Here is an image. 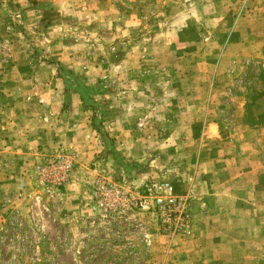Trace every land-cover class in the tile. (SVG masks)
<instances>
[{
    "label": "rangeland",
    "instance_id": "1",
    "mask_svg": "<svg viewBox=\"0 0 264 264\" xmlns=\"http://www.w3.org/2000/svg\"><path fill=\"white\" fill-rule=\"evenodd\" d=\"M262 12L264 0H0V107L19 130L70 114L88 127L78 146L98 149L38 146L22 172L9 148L0 264H264ZM56 153L73 167L46 176ZM154 183L183 198V225L142 202Z\"/></svg>",
    "mask_w": 264,
    "mask_h": 264
},
{
    "label": "crops",
    "instance_id": "2",
    "mask_svg": "<svg viewBox=\"0 0 264 264\" xmlns=\"http://www.w3.org/2000/svg\"><path fill=\"white\" fill-rule=\"evenodd\" d=\"M261 12V11H260ZM260 12L258 14L254 13L256 17H261ZM263 18H264V12ZM261 13V14H262ZM249 14L247 16H251ZM247 16L245 20H247ZM262 23V21H259ZM255 28L257 21H254ZM249 31L253 30V27L248 29ZM262 50V49H260ZM22 113V112H21ZM72 113H75L78 120H81L82 114L79 107H76ZM74 115V114H73ZM79 115V116H78ZM22 116V115H21ZM27 118H31V115H26ZM19 115L9 114L6 106L3 105L0 107V162L2 163L3 158H5V163L7 162V155L9 148L11 151L17 154L16 159H22V164L20 161L19 171L24 169H29L34 167L36 163H39L37 157V148L41 147H52V146H68L76 151H82V153H87V156H91L98 150L94 147V144L91 141L83 140L84 147H79L77 141L80 138H83L84 134L88 131V127L78 128L76 126L67 125L66 122L75 119L72 115H63L59 121V128L56 126H49L41 123L40 129L37 128L35 124L29 122L26 126L32 125L30 128H24L19 130L17 128L19 121ZM63 125V126H61ZM15 138V139H14ZM86 141V142H85ZM0 163V165H1ZM8 164V163H7ZM6 164V165H7ZM18 169V166L16 167ZM80 184L74 182H68L66 185V204L68 202L72 205V208H76L78 203L75 197H78V188ZM69 206V205H68Z\"/></svg>",
    "mask_w": 264,
    "mask_h": 264
},
{
    "label": "built area",
    "instance_id": "3",
    "mask_svg": "<svg viewBox=\"0 0 264 264\" xmlns=\"http://www.w3.org/2000/svg\"><path fill=\"white\" fill-rule=\"evenodd\" d=\"M52 161L49 162V172L46 176H49L52 173H59L63 176L68 175L69 171L72 169L73 160L72 157L66 156L64 154L56 153L53 156ZM149 190L155 191L157 194L151 195V196H145L143 197L142 202L145 205H153L158 207L159 209L163 208L164 210L168 211L169 209L177 211L179 214L178 218L176 219V223L183 225L181 222L184 219V211L186 204L183 200V198H178L174 195L168 194V193H162L163 191V185L160 183H154ZM108 196H115L116 193L108 192ZM109 205V203H106ZM169 208V209H168ZM167 216L169 214H166ZM169 217V216H168Z\"/></svg>",
    "mask_w": 264,
    "mask_h": 264
},
{
    "label": "trees",
    "instance_id": "4",
    "mask_svg": "<svg viewBox=\"0 0 264 264\" xmlns=\"http://www.w3.org/2000/svg\"><path fill=\"white\" fill-rule=\"evenodd\" d=\"M88 90H89V88L86 86V85H83V86H81L80 88H78V92L81 94V96L82 95H84L85 94V92H88Z\"/></svg>",
    "mask_w": 264,
    "mask_h": 264
}]
</instances>
